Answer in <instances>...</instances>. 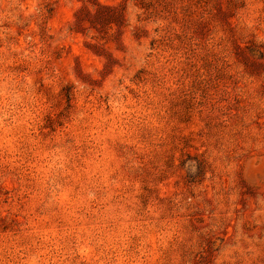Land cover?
Listing matches in <instances>:
<instances>
[{"label":"rangeland","instance_id":"1","mask_svg":"<svg viewBox=\"0 0 264 264\" xmlns=\"http://www.w3.org/2000/svg\"><path fill=\"white\" fill-rule=\"evenodd\" d=\"M0 264H264V0H0Z\"/></svg>","mask_w":264,"mask_h":264}]
</instances>
